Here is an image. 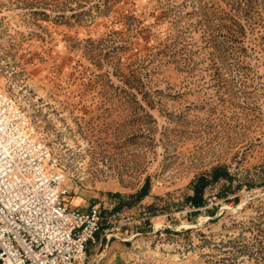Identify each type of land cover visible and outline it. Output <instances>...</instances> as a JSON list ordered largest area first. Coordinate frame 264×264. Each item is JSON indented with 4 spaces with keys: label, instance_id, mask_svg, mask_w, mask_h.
Returning a JSON list of instances; mask_svg holds the SVG:
<instances>
[{
    "label": "rangeland",
    "instance_id": "obj_1",
    "mask_svg": "<svg viewBox=\"0 0 264 264\" xmlns=\"http://www.w3.org/2000/svg\"><path fill=\"white\" fill-rule=\"evenodd\" d=\"M0 89L103 264H264V0H0Z\"/></svg>",
    "mask_w": 264,
    "mask_h": 264
},
{
    "label": "built area",
    "instance_id": "obj_2",
    "mask_svg": "<svg viewBox=\"0 0 264 264\" xmlns=\"http://www.w3.org/2000/svg\"><path fill=\"white\" fill-rule=\"evenodd\" d=\"M64 172L14 99L0 89V264H103L90 254L97 205L65 202Z\"/></svg>",
    "mask_w": 264,
    "mask_h": 264
},
{
    "label": "crops",
    "instance_id": "obj_3",
    "mask_svg": "<svg viewBox=\"0 0 264 264\" xmlns=\"http://www.w3.org/2000/svg\"><path fill=\"white\" fill-rule=\"evenodd\" d=\"M96 246H97V245H95V246H94V248H95V251H96ZM98 247H99V246H98ZM98 247H97V249H99ZM89 250H90V246H89Z\"/></svg>",
    "mask_w": 264,
    "mask_h": 264
}]
</instances>
